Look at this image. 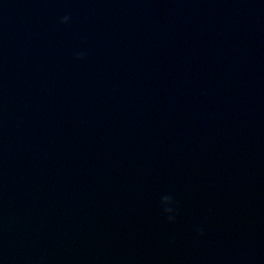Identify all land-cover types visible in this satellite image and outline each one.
Here are the masks:
<instances>
[{
  "label": "water",
  "instance_id": "1",
  "mask_svg": "<svg viewBox=\"0 0 264 264\" xmlns=\"http://www.w3.org/2000/svg\"><path fill=\"white\" fill-rule=\"evenodd\" d=\"M0 264H264V0H0Z\"/></svg>",
  "mask_w": 264,
  "mask_h": 264
},
{
  "label": "clouds",
  "instance_id": "2",
  "mask_svg": "<svg viewBox=\"0 0 264 264\" xmlns=\"http://www.w3.org/2000/svg\"><path fill=\"white\" fill-rule=\"evenodd\" d=\"M70 20V15H64L61 18L62 23H68ZM85 55L83 51L77 53L78 58H82ZM161 204L163 206V211L166 214V218L169 222H174L176 219V216L179 212L178 206H176V202L174 201L173 197L171 195H163L161 196ZM201 233L203 232V229H198Z\"/></svg>",
  "mask_w": 264,
  "mask_h": 264
}]
</instances>
